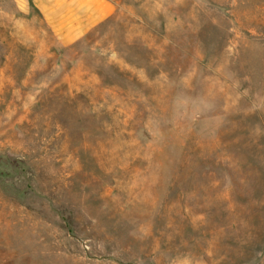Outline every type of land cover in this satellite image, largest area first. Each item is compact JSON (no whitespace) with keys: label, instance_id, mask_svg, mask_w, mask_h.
I'll return each mask as SVG.
<instances>
[{"label":"rangeland","instance_id":"obj_1","mask_svg":"<svg viewBox=\"0 0 264 264\" xmlns=\"http://www.w3.org/2000/svg\"><path fill=\"white\" fill-rule=\"evenodd\" d=\"M111 1L0 0V264H264V0Z\"/></svg>","mask_w":264,"mask_h":264},{"label":"crops","instance_id":"obj_2","mask_svg":"<svg viewBox=\"0 0 264 264\" xmlns=\"http://www.w3.org/2000/svg\"><path fill=\"white\" fill-rule=\"evenodd\" d=\"M17 8L28 13L35 8L63 45L79 40L113 12L111 0H14Z\"/></svg>","mask_w":264,"mask_h":264}]
</instances>
